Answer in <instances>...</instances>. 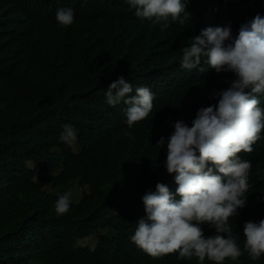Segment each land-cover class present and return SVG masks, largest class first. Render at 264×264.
Wrapping results in <instances>:
<instances>
[{"label":"trees","instance_id":"1","mask_svg":"<svg viewBox=\"0 0 264 264\" xmlns=\"http://www.w3.org/2000/svg\"><path fill=\"white\" fill-rule=\"evenodd\" d=\"M188 1L186 23L161 30L127 0H0V264H200L178 252L152 258L130 237L147 215L142 197L157 183L178 187L158 141L211 106L215 74L202 63L181 68L183 44L209 26L241 23L264 0ZM67 8L74 23L64 27L56 15ZM121 76L154 93L148 117L131 128L128 105L106 102ZM66 124L75 145L60 139ZM250 157L246 205L229 218L242 252L245 223L264 219V150ZM74 184L88 189L58 216L56 201ZM200 227L206 238L216 234ZM92 235L93 248L78 245ZM223 264H264V254Z\"/></svg>","mask_w":264,"mask_h":264},{"label":"clouds","instance_id":"2","mask_svg":"<svg viewBox=\"0 0 264 264\" xmlns=\"http://www.w3.org/2000/svg\"><path fill=\"white\" fill-rule=\"evenodd\" d=\"M127 2L137 17L161 30L177 21L183 25L191 17L186 12L188 0ZM56 19L61 26L72 25L73 9H59ZM189 43L183 44L180 66L191 70L202 63L215 74L207 94L211 106L200 108L191 126L176 121L171 136L158 141V145L167 144L166 169L175 174L178 187L173 193L164 183H157L156 191L149 190L142 197L147 215L138 220L130 238L152 258L178 252L180 259L197 257L204 264L207 257L223 264L226 258L236 261L247 252L257 260L264 254V219L245 223L242 252L229 218L246 205L243 197L253 170L250 154L264 150V8L247 13L241 23L230 27L209 26ZM153 99L148 87L127 82L123 76L106 92L109 105H128L129 128L148 117ZM188 103V107L194 104L192 96ZM76 136L71 124L64 125L61 141L71 145ZM70 206V196L63 194L55 212L62 216ZM205 222L215 228V235L205 237L200 227Z\"/></svg>","mask_w":264,"mask_h":264},{"label":"rangeland","instance_id":"3","mask_svg":"<svg viewBox=\"0 0 264 264\" xmlns=\"http://www.w3.org/2000/svg\"><path fill=\"white\" fill-rule=\"evenodd\" d=\"M75 142L73 143V145H75ZM88 189V186H84L82 187L79 184H74L72 185V187L68 190V195L70 196L71 201L73 202H78L82 197H83V192H85ZM103 232H105V229H101ZM95 235L89 236V237H85V238H80L78 245L79 246H90V247H94L97 240L95 237H93Z\"/></svg>","mask_w":264,"mask_h":264},{"label":"bare ground","instance_id":"4","mask_svg":"<svg viewBox=\"0 0 264 264\" xmlns=\"http://www.w3.org/2000/svg\"><path fill=\"white\" fill-rule=\"evenodd\" d=\"M198 22V21H197ZM197 27V25L195 24L194 26H193V30L195 29ZM232 38H234L233 36H232ZM264 173V172H263ZM262 188V187H261ZM260 188V189H261ZM263 190H264V188H263ZM261 192V191H260ZM256 193V192H255Z\"/></svg>","mask_w":264,"mask_h":264}]
</instances>
